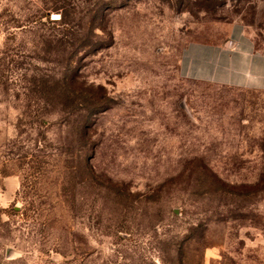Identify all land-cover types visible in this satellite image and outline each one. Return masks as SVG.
<instances>
[{
  "label": "rangeland",
  "instance_id": "rangeland-1",
  "mask_svg": "<svg viewBox=\"0 0 264 264\" xmlns=\"http://www.w3.org/2000/svg\"><path fill=\"white\" fill-rule=\"evenodd\" d=\"M236 20L264 46V0H0V264H264V93L178 74Z\"/></svg>",
  "mask_w": 264,
  "mask_h": 264
},
{
  "label": "crops",
  "instance_id": "crops-1",
  "mask_svg": "<svg viewBox=\"0 0 264 264\" xmlns=\"http://www.w3.org/2000/svg\"><path fill=\"white\" fill-rule=\"evenodd\" d=\"M210 39H195L182 49V79L218 87L264 93V46L241 21L219 23Z\"/></svg>",
  "mask_w": 264,
  "mask_h": 264
},
{
  "label": "trees",
  "instance_id": "trees-1",
  "mask_svg": "<svg viewBox=\"0 0 264 264\" xmlns=\"http://www.w3.org/2000/svg\"><path fill=\"white\" fill-rule=\"evenodd\" d=\"M51 22H53V21H51ZM57 22H59V21H57ZM57 22H53V23H57ZM62 91H64V94L65 95H69V96H72V95H75L76 94V92H77V90H76V88L75 87H72L70 84H65V86H64V88L63 89H61Z\"/></svg>",
  "mask_w": 264,
  "mask_h": 264
},
{
  "label": "built area",
  "instance_id": "built-area-1",
  "mask_svg": "<svg viewBox=\"0 0 264 264\" xmlns=\"http://www.w3.org/2000/svg\"><path fill=\"white\" fill-rule=\"evenodd\" d=\"M61 19H62V15L60 13L53 12L50 14V20L53 22L60 21Z\"/></svg>",
  "mask_w": 264,
  "mask_h": 264
}]
</instances>
